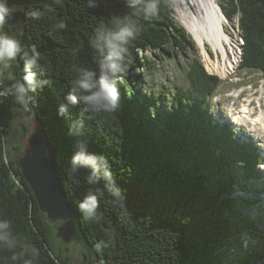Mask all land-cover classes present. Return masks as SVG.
<instances>
[{"label": "trees", "instance_id": "1", "mask_svg": "<svg viewBox=\"0 0 264 264\" xmlns=\"http://www.w3.org/2000/svg\"><path fill=\"white\" fill-rule=\"evenodd\" d=\"M88 2L9 0L22 9L25 21L19 27L6 23L0 31L19 39L24 51L39 53L37 78L45 83L27 103L0 98V219L10 221L16 243L10 250L0 247V264H247L249 257H259L263 244L247 249L234 233L250 229L264 234V216L258 220L251 210L253 216L243 211L247 205L264 206L258 198L264 188L257 184L263 179L257 168L261 151L239 140L230 123L220 124L214 117L211 97L221 79L189 55L195 42L174 19L171 0H159L158 15L151 18L139 10L143 0L137 9L127 8L124 0H100L96 8L87 7ZM218 4L229 20L237 18L243 38L239 67L264 75V0ZM125 16L136 21L138 32L125 44L117 110L95 113L79 104L59 113L77 71L97 68L92 36L103 35L101 26L115 31L114 21ZM186 55L188 87L176 88L162 109L145 95L148 86L137 71L150 72ZM9 63L5 71L0 68L5 84L20 78L23 65L21 56ZM18 108H26L45 130L62 190L74 206L72 219L48 222L16 158H10L28 132L24 126L8 149ZM81 152L104 157L111 175L79 162L73 170V156ZM239 188L248 196L238 194ZM88 194H95L100 204L94 218L78 209ZM56 229L83 245L82 263L55 249ZM13 253L17 261H12Z\"/></svg>", "mask_w": 264, "mask_h": 264}, {"label": "rangeland", "instance_id": "2", "mask_svg": "<svg viewBox=\"0 0 264 264\" xmlns=\"http://www.w3.org/2000/svg\"><path fill=\"white\" fill-rule=\"evenodd\" d=\"M188 1L189 0H171L172 6L174 8V19L180 25L182 24L180 22L179 10L184 9L186 7L185 4ZM216 2L218 3V0H216ZM9 4L14 9H16V13L22 12V9L17 4ZM227 20L228 22L226 23L225 27L226 31L231 37L232 44H227L226 47L228 52L226 56L233 61L236 60L234 68L230 70V73L227 76H221L219 75V73L209 70L203 52L193 38L192 39L195 42V48L193 51L189 52V55L191 54L198 58L208 73L215 74L221 79L218 91L211 99L214 117L218 119L220 124L225 121L231 123V125L236 130L235 136L237 138H239L241 141H244L245 139L251 144H257L262 155H264V148L260 147V145H264V126H260L259 124H252L249 119L241 120L237 118L240 117V115H236L239 109H241L242 107H246L247 110L252 112V115H257L259 111H262L259 114L264 116V75L257 71H249L241 69L239 67L241 55L243 53H241L240 51V47L243 46V38L241 37L238 29L237 18ZM19 24L20 22L15 23V25L18 27ZM187 55L179 56L178 59L165 60L159 67H154V70L150 72H146L145 70L137 71V73H140L141 77H143V79L145 80L148 86V91L149 93H151L150 95L152 96L154 101H156L159 106L162 107V109L167 106L169 98L176 88L188 87V79L186 73L189 68V59ZM149 56L151 57V52H149ZM222 56L223 54L221 53H215L212 50L210 51V57L213 61ZM0 68L2 71H5L6 67L3 63H0ZM24 126H27L28 132L20 140L21 149L16 150L10 154V158L12 159H15L17 154L29 147L28 139L39 126L38 120L34 117V115L29 114V111L26 108H18L15 113L13 124L14 129L9 135L10 141L7 144L8 149H12L14 144L18 142L23 132ZM258 169L262 171L264 176V159L258 166ZM261 181L264 182V179L260 180V183ZM262 185L264 186L263 183ZM255 186L256 185L253 184L249 185V187ZM239 193L243 194V196L245 197L248 196L240 188L238 190V194ZM263 196H258V198H260L261 203L264 205ZM243 209L244 215L246 216H253L252 214L255 213V217L258 220H260L259 216H264V206L258 209L256 206H252L251 208L249 207V205H247L243 207ZM250 210L253 213H251ZM256 219L253 218V221H256ZM234 237L236 240H238V237H240V241L245 247H247V249H249L250 246H257L259 244L264 245V234H251L250 229L244 230L243 232L240 231L239 233L236 232L234 233ZM52 240L57 251L69 256L74 262L82 261V252L84 250V247L77 240L73 239L70 233L65 230L56 229L53 232ZM243 249L244 247L241 250ZM235 252L237 253L240 251ZM231 253L232 250L229 254ZM260 255H264V253ZM261 259H263V257ZM94 264L102 263L95 262ZM247 264L261 263L260 260L257 259V257L252 256L247 259Z\"/></svg>", "mask_w": 264, "mask_h": 264}, {"label": "clouds", "instance_id": "3", "mask_svg": "<svg viewBox=\"0 0 264 264\" xmlns=\"http://www.w3.org/2000/svg\"><path fill=\"white\" fill-rule=\"evenodd\" d=\"M59 2V0H57ZM129 9H137L141 0H124ZM100 0L95 3L89 0L87 7L96 8ZM140 12L145 18H151L158 15L159 0H143ZM14 9L9 0H0V28L10 21L14 15ZM34 18H37L33 14ZM118 27L115 31L107 29V26H101L103 35L94 34L91 38V46L99 53L96 61L97 68H80L76 77L70 83V89L65 93L63 103L59 104L58 112L64 113L66 105L77 106L83 104L86 111L95 113H114L117 110L120 101V89L118 87V78L124 70V61L127 53V44L130 38H135L138 32L136 21L129 16L117 18L114 21ZM65 25L61 23L60 28ZM22 54V55H21ZM21 56L23 61L22 70L19 79L5 84L0 81V98L13 97L20 103L30 101V94L35 93L37 89L44 86L45 81L38 79L39 53L32 49L29 53L23 50L22 44L16 37L0 31V63L5 67H10L11 61ZM97 70L99 75H97ZM79 90V94L77 92ZM145 95H149L148 90H144ZM2 102V100H0ZM264 148V145H260ZM77 162L83 166H91L94 170L103 168L104 175L110 176L111 169L104 157L92 154L77 153L73 156V170ZM92 178L89 177V182ZM117 193L119 189L116 190ZM100 204L95 194H88L78 202V209L85 218H94ZM0 247L12 249L16 247L11 232V223L8 219H0ZM12 261H17L15 253L11 256Z\"/></svg>", "mask_w": 264, "mask_h": 264}, {"label": "water", "instance_id": "4", "mask_svg": "<svg viewBox=\"0 0 264 264\" xmlns=\"http://www.w3.org/2000/svg\"><path fill=\"white\" fill-rule=\"evenodd\" d=\"M225 18L228 19L226 16ZM24 21L23 12H14L8 23ZM240 51L243 52V46L240 47ZM28 142L29 147L20 152L15 161L29 184L40 210L51 223L72 219L75 215L74 206L62 190L57 160L49 155L50 143L41 125L29 137Z\"/></svg>", "mask_w": 264, "mask_h": 264}, {"label": "bare ground", "instance_id": "5", "mask_svg": "<svg viewBox=\"0 0 264 264\" xmlns=\"http://www.w3.org/2000/svg\"><path fill=\"white\" fill-rule=\"evenodd\" d=\"M185 5L184 9L179 10L181 24L202 50L209 70L227 76L234 68L236 60L233 61L226 56L228 52L226 46L232 43L225 27L228 20L220 5L216 0H189ZM211 50L223 56L213 61L210 57ZM236 115H240L236 117L241 120L249 119L252 124L264 126V116L252 115L246 107L239 109Z\"/></svg>", "mask_w": 264, "mask_h": 264}]
</instances>
